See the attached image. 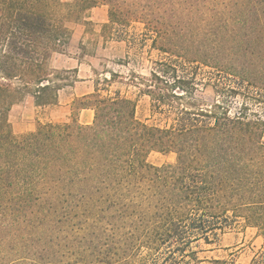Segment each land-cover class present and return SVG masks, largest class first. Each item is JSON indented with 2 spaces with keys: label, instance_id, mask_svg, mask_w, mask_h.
<instances>
[{
  "label": "trees",
  "instance_id": "obj_1",
  "mask_svg": "<svg viewBox=\"0 0 264 264\" xmlns=\"http://www.w3.org/2000/svg\"><path fill=\"white\" fill-rule=\"evenodd\" d=\"M98 5L105 28L143 25L141 45L159 58L135 84L172 120L142 121L133 99L96 83L69 120L14 133V105H57L77 82L52 60L68 23ZM199 84L219 99L198 104ZM222 84L264 94V0H0V264H199L196 243L238 219L263 237L249 264H264V119L248 102L231 115ZM153 152L176 161L153 164Z\"/></svg>",
  "mask_w": 264,
  "mask_h": 264
},
{
  "label": "rangeland",
  "instance_id": "obj_2",
  "mask_svg": "<svg viewBox=\"0 0 264 264\" xmlns=\"http://www.w3.org/2000/svg\"><path fill=\"white\" fill-rule=\"evenodd\" d=\"M109 21L108 8L98 5L90 10L88 17L78 22H69L71 39L63 50L55 53L52 64L57 69H77V73H70V81L77 79L73 87H67L60 91V102L57 105L42 107L34 113L33 118L27 114L15 112L9 113L12 130L16 134H22L35 129L39 122H61L69 120L73 113L71 103L76 96H82L92 92L97 83L102 93L114 94L120 91L136 102V116L149 124L165 125L172 120L173 113L160 112L152 105L150 96L140 92L141 86L135 83L139 78L148 76L153 61L159 58L158 51L149 52L150 40L147 46L141 45L144 27L141 23H133L129 28H105ZM123 29L125 31H123ZM115 33V34H114ZM126 36L128 40H120L117 35ZM111 72L117 73L115 81L106 82L111 77ZM205 79L208 82L211 73L205 70ZM120 75V76H119ZM136 75V76H135ZM199 78H202L200 75ZM135 79V82L133 80ZM222 83L227 86L234 85L233 80L222 78ZM222 100L229 104L231 115L238 113L243 103L248 102L251 115H258L264 119V94L257 95L247 93L248 98L242 95H233L223 90ZM31 96L19 103L24 105ZM198 104L214 103L219 97L214 92L212 85L199 84L195 94ZM18 105V104H16ZM15 106V105H14ZM25 106V105H24ZM13 108V107H12ZM17 109L19 107H16ZM15 108V109H16ZM81 110L74 116L84 124L91 123L94 119V110ZM32 121V125L30 122ZM151 163L161 165L175 162L174 153L161 154L153 152L148 159ZM223 221V220H222ZM224 222V221H223ZM213 244L205 243L204 239L196 243L200 251L201 262L199 264H213L214 259L227 258L234 264H249L257 251L262 248L263 237L257 229L245 225L243 219H238L231 226L225 227L218 236L212 237Z\"/></svg>",
  "mask_w": 264,
  "mask_h": 264
},
{
  "label": "crops",
  "instance_id": "obj_3",
  "mask_svg": "<svg viewBox=\"0 0 264 264\" xmlns=\"http://www.w3.org/2000/svg\"><path fill=\"white\" fill-rule=\"evenodd\" d=\"M25 105V106H24ZM24 105H15L13 106L11 111H15V112H19V113H24L27 114L30 118L34 116V113L36 111H39L42 109V107H47V106H40V105H36L34 98L32 97V99L27 100L26 103H24ZM16 107H19L18 109ZM16 108V109H15ZM83 110H89V109H83ZM92 110V109H91ZM30 125H32V121L30 122ZM33 129H31L32 131ZM35 130V129H34Z\"/></svg>",
  "mask_w": 264,
  "mask_h": 264
}]
</instances>
